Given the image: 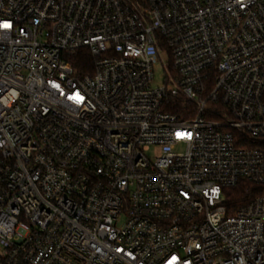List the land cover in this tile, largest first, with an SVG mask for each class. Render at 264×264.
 <instances>
[{"label":"built area","instance_id":"built-area-1","mask_svg":"<svg viewBox=\"0 0 264 264\" xmlns=\"http://www.w3.org/2000/svg\"><path fill=\"white\" fill-rule=\"evenodd\" d=\"M241 180L264 182V0H0V264H264Z\"/></svg>","mask_w":264,"mask_h":264},{"label":"trees","instance_id":"trees-1","mask_svg":"<svg viewBox=\"0 0 264 264\" xmlns=\"http://www.w3.org/2000/svg\"><path fill=\"white\" fill-rule=\"evenodd\" d=\"M90 62L91 56L87 51L83 50L74 56L72 65L77 71L84 73L87 71ZM174 111L179 112V109H175ZM223 194L224 204L228 211L232 213L236 208L246 204L253 197L264 195V182L257 185L241 180L234 187L224 190Z\"/></svg>","mask_w":264,"mask_h":264},{"label":"rangeland","instance_id":"rangeland-1","mask_svg":"<svg viewBox=\"0 0 264 264\" xmlns=\"http://www.w3.org/2000/svg\"><path fill=\"white\" fill-rule=\"evenodd\" d=\"M162 82V69L159 67H156L154 69V81L153 85H159Z\"/></svg>","mask_w":264,"mask_h":264},{"label":"snow or ice","instance_id":"snow-or-ice-1","mask_svg":"<svg viewBox=\"0 0 264 264\" xmlns=\"http://www.w3.org/2000/svg\"><path fill=\"white\" fill-rule=\"evenodd\" d=\"M3 27H5V28H7V27H9V25L8 24H4V25H2Z\"/></svg>","mask_w":264,"mask_h":264}]
</instances>
